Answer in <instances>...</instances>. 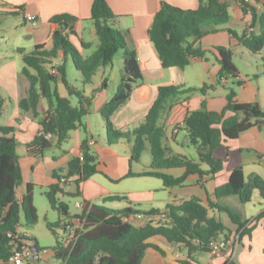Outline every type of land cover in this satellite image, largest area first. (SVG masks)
<instances>
[{
	"label": "trees",
	"instance_id": "obj_1",
	"mask_svg": "<svg viewBox=\"0 0 264 264\" xmlns=\"http://www.w3.org/2000/svg\"><path fill=\"white\" fill-rule=\"evenodd\" d=\"M238 1V0H237ZM239 6L245 16L252 12V27L259 25L260 33L244 32L238 34L230 28L226 30L252 54L258 55L264 49V11L258 13L254 7L244 2ZM229 3L222 0H199L195 10H183L166 2L161 3L160 11L155 15L149 37L164 69L178 68L185 70L192 59H205L207 52L201 46L203 37L211 32L225 28L230 20ZM20 11V9H19ZM19 14L16 12L14 15ZM116 17L111 11L107 0H94L91 17L99 44L96 51L84 57L71 42L77 37L81 49L90 50L91 45L79 38L76 24L79 19L62 14L51 19L55 27L52 36V48L47 50L39 45L27 53L24 49L18 52L24 57L22 75L30 83L27 97L19 103L24 112H33L37 116L38 108L46 100L49 109L47 116L40 122V132L35 140L26 145L27 154L32 157H42L51 150L50 137H56V147L61 148L72 136V133L85 127V119L89 115L92 98L83 90L69 82L68 61L82 75V84L93 83L95 75L111 65L119 54L125 55L120 83L114 97L106 103L100 113L105 120L108 142L113 145L126 138L132 144L130 164L138 163L143 153L149 147L152 158L151 167L142 172L129 171L127 177H150L164 183L166 189L183 187L187 178L197 175L199 183L206 177L214 178L223 170V161L217 158L215 152L224 143L237 140L243 133L253 128L264 129V111L256 103H239L237 92L230 89L227 95V105L221 112L207 109V98L216 90L214 85L201 88H186L185 86H162L157 99L144 119V122L132 131L124 132L115 128L113 116L129 101L134 87L142 82L138 58L134 51L129 50L125 36L114 27ZM208 26L212 30L205 31ZM218 62L221 70L217 86L224 84V79H239L240 72L233 62V51L225 47H217ZM63 56L62 64L54 66V61ZM242 81L237 83L238 86ZM60 86L67 95L62 96ZM106 81L103 83V88ZM204 99L200 110L190 112L185 119V130L189 137L188 146H193L197 157L173 154L165 146V128L159 124L163 112L171 111L181 102H187L195 95ZM77 99V105L73 99ZM184 98V99H183ZM5 100L0 94V118L3 115ZM15 128L0 127V260H8L16 246V241L9 238L21 228V215L25 217L28 227L36 226L39 220L38 210L34 204V185L27 184L22 197L18 191L24 184L23 172L18 154V142L13 134ZM41 133V134H40ZM81 149L82 157L74 158L68 167L67 180L73 179L79 188L81 183L99 173V157L90 151L88 140ZM209 167L208 170L202 168ZM184 169L181 177H174L167 170ZM58 184L52 185L46 192V197L52 209L68 217L69 206L62 202L59 195L62 177L55 173ZM67 183V182H66ZM257 191L264 201V178L251 174L247 178L243 168L233 170L228 182L216 189V199L231 196L239 197L241 203H251ZM79 196V192L74 197ZM127 202L125 195H110L103 203ZM210 209L227 212L233 223L238 226L240 239L251 236L254 227L249 228V221H242L239 212L222 207L219 203L209 200L205 206L198 198H191L180 203L174 198L165 209L140 211L132 207L114 210L104 205L83 202L81 212L72 221L49 224L53 230L62 225L66 232L73 230V238L69 244L58 241L53 249L56 259L65 264H142L146 251L150 248L162 253V250L149 243L155 237L164 238L172 246L184 247L191 259L196 253H211L210 243L225 239L230 241L233 232L220 219L210 216ZM136 212L147 215L166 214L165 223L155 225L152 222L133 224L123 222V217ZM264 220V212L255 221Z\"/></svg>",
	"mask_w": 264,
	"mask_h": 264
},
{
	"label": "crops",
	"instance_id": "obj_2",
	"mask_svg": "<svg viewBox=\"0 0 264 264\" xmlns=\"http://www.w3.org/2000/svg\"><path fill=\"white\" fill-rule=\"evenodd\" d=\"M222 1L229 3V11L231 8L242 10L237 0ZM93 2L94 0H0V19L17 18L12 30L0 29V94L5 100L0 127L15 128L13 136L19 144L18 154L24 178V184L18 191L19 198L25 192L27 184H32L34 185V204L36 206L35 190L37 188L48 189L50 186L58 184V180L54 176L55 173L62 178L66 177L69 163L74 158L82 157L81 145L85 140H88L90 151L99 157V173L81 183L79 188L73 179L68 180L67 183L61 185L64 191L61 195L74 196L79 192L77 207L80 210L83 202L96 204L97 201L103 202V199L110 195H125L130 200V203L114 202L127 205L114 210H123L127 207L140 211L163 210L172 202L168 198H163L161 201L165 207L162 209L155 207L157 192L170 190L164 187L163 181L158 179L161 181V184H158L146 180L156 178L127 177L130 170L139 174L151 167L152 158L149 147L146 148L140 162L131 165L132 144L126 138L120 139L113 145L109 144L107 126L100 113L103 106L114 97L117 91L126 59L123 54L117 55L111 65L101 69L95 75L92 84L83 85L82 80L80 81L81 87L72 84L83 90L86 96L92 98L89 115L84 121L85 127L74 131L71 139L61 148L56 147L57 138L50 137L49 139L52 140L50 155L45 153L42 157H32L27 154L26 145L33 142L39 135L40 122L46 118L49 105L46 100H43L38 108L37 116L33 112L21 110L19 103L27 97L30 83L21 73L25 63L23 55L18 50L24 49L30 53L39 45L50 50L55 30L51 19L62 14H69L79 19L75 30L79 38L84 41L82 30L91 17ZM107 2L116 17L114 27L123 33L129 50L134 51L137 55L143 78L142 82L134 87L129 101L112 118L115 128L124 132L132 131L144 122L157 99L159 88L162 86L182 85L186 88H201L205 85H214L218 87L217 80L221 65L217 59L216 48L233 49L243 46L226 28H230L238 34L260 33L259 25L251 26L253 16L250 11L239 23L241 31L229 27L230 20L225 28L208 33V36L201 40V46L207 52L205 59H192L190 66L185 70L164 69L149 37V29L155 15L161 9V3L166 2L183 10H195L199 7V0H107ZM251 6L261 13L264 11V0H254ZM16 12L19 14L14 15ZM28 16L34 17L35 20L27 21ZM19 17L22 21L18 20ZM77 27L81 31H77ZM207 30H212V28ZM93 33L95 34V30ZM74 39L79 42L77 37H72L71 40ZM82 51L84 50L81 49ZM62 62L61 54L59 59L54 61V66L60 65ZM70 62L68 61V67ZM118 66L120 72H117ZM262 66L256 67L257 75L254 79L244 77L240 71L239 79H226L223 84L224 88H217L216 96L207 98V109L221 112L226 107L227 90L232 82V89L237 92L236 99L239 103H256L264 111V66ZM114 72L116 73L114 74L115 87L113 88L110 77ZM117 75L120 76L119 79H117ZM105 81L106 86L103 88ZM239 81L243 82L241 86L237 85ZM60 93L62 96L67 95L66 90L61 86ZM203 99L201 95L197 94L187 102L176 105L171 111L163 112L159 124L165 128L164 143L171 153L193 157L189 153L190 147L184 145V138L188 136L184 122L190 112L201 109ZM95 115L99 117L98 123L102 136L96 135L97 131L93 124ZM54 148H56V152L53 150ZM194 151L196 152V150ZM215 155L223 161V170L214 178L206 176L199 184L205 189L209 185L211 186L208 192L211 201L217 202L231 211L230 208L233 206V210L241 214L243 222L249 221L247 219L248 209L241 203L239 197L231 196L217 200L215 192L218 187L228 182L231 173L238 167L243 168L246 178L251 174H258L264 178V129L263 131L259 128L250 129L237 140L224 143L217 149ZM205 166L203 165L202 168L208 170L209 167L205 168ZM184 172V169L166 171L174 177H181ZM66 185H71L70 189H65ZM259 206L255 217L249 221V228L254 227L252 234L240 239V248L236 253H233L230 248L221 258H215L211 253H207L210 255L211 261L203 263L195 258L191 259L184 247L172 246L164 238L155 237L149 240V243L158 246L162 253L152 248L148 249L142 264H264V220L255 221V218L264 212V202ZM213 211L219 210L214 209ZM229 218V223L224 224L232 230L233 235L230 239L232 240L235 237H240V234L237 233L238 226L233 223L230 216ZM73 222L76 226L78 225L77 219H74ZM72 233L73 230L67 232L68 236H71ZM35 242L38 244L37 240ZM38 246L40 247L39 244ZM254 251L259 253V259L254 260L257 261L256 263H253L252 259ZM46 257L43 261H46Z\"/></svg>",
	"mask_w": 264,
	"mask_h": 264
},
{
	"label": "rangeland",
	"instance_id": "obj_3",
	"mask_svg": "<svg viewBox=\"0 0 264 264\" xmlns=\"http://www.w3.org/2000/svg\"><path fill=\"white\" fill-rule=\"evenodd\" d=\"M253 7V6H252ZM1 15V14H0ZM230 15H231V22L228 25L229 27H232L238 31H241V27L239 26V23L244 19V13L240 9H230ZM17 18L12 17L8 19H0V29L1 28H7L8 30H12L15 26ZM18 20H21L20 17ZM22 21V20H21ZM210 28L206 26L204 28L205 31ZM81 31L79 27H77V31ZM249 30V28H248ZM94 27L92 25V22H87L83 26V35H84V41L87 43L91 44V49L90 50H84L82 51V54L84 57H88L92 55L99 44L97 36L93 33ZM208 36L206 34L204 37ZM203 37V38H204ZM73 45L81 51V47L79 45V42L77 39L71 40ZM232 49V48H231ZM233 62L236 65L237 69L242 73L244 77H248L249 79H254L256 73V67L257 66H264V49L263 51L258 54L254 55L250 53L245 47L239 46L237 48H233ZM262 66V67H263ZM68 76H69V82L77 87H81L80 81L82 80V75L75 70L73 67L72 63H69L68 67ZM117 72H120V68L118 66ZM116 72L112 73L111 75V80H112V87H115V74ZM119 75H117V79H119ZM233 84L232 82L229 85V89L227 90V95L229 94L230 89H232ZM217 88H224L223 85H219L216 87V90L212 92V96H216L215 92H217ZM64 89V88H63ZM73 104L76 106L77 105V99H73ZM99 117L95 115V120H93V124L95 125L96 129V135L97 136H102L101 130L99 129V123H98ZM50 143H52V140L49 139ZM189 153L193 157H197L196 152L194 151L195 148L193 146H189ZM56 152V148L53 149ZM47 154H51L49 151ZM57 154V153H56ZM205 166V165H204ZM207 166H205L206 168ZM148 182H154L161 184V181L158 179H146ZM200 178L197 175H192L189 176L185 182L184 187H176L167 191H159L156 194V203L155 207H158L162 209L165 207V204L163 203V198H168L170 201H172L174 198L177 199L178 203L188 200L191 198H198L201 199L202 203L205 206H208L209 203V196L208 192L210 190V185L208 188H204L199 184ZM65 189H70L71 185H66L64 186ZM208 190V191H207ZM48 189H42V188H37L35 190V200H36V206L38 208V216L39 220L36 226L33 227H28L25 222V217L22 214L21 215V231L29 233L35 240H37L38 244L40 245L41 248L48 250L50 253L47 255L46 261H42L41 264H65L63 261L58 260L55 258L53 254V249L57 247L58 241L62 243H66V240L68 239V234L67 232L63 229L62 225L60 226H55L53 230L49 227V224H57L58 222L62 221V223L65 222H70L74 220V217L77 214H80L81 210L77 207V197L74 196H67V195H59V198L61 199L62 202L66 203L69 206V212H68V217L63 216L59 211L54 210L51 208L50 203L46 197V192ZM264 202L262 198L260 197L259 193L255 191V196L253 197V200L251 203L244 204L246 208L248 209V215L247 219L251 221L257 211L259 210V204ZM96 204L98 205H104L108 208L112 209H119L127 206L125 203H114V204H104L101 201H97ZM232 211L233 206H231ZM236 211V210H235ZM210 216L211 217H217L218 219L222 220L223 223H229L230 218L229 215L226 212H219V211H213L210 209ZM193 258L196 260H199L203 263H209L211 261L210 255L207 253H196L194 254ZM253 263H256L257 261H254L255 259H259V253L257 251H254L253 253Z\"/></svg>",
	"mask_w": 264,
	"mask_h": 264
},
{
	"label": "built area",
	"instance_id": "obj_4",
	"mask_svg": "<svg viewBox=\"0 0 264 264\" xmlns=\"http://www.w3.org/2000/svg\"><path fill=\"white\" fill-rule=\"evenodd\" d=\"M240 3L244 2L251 5L254 0H238ZM34 17L28 16L27 21L33 22ZM225 81V79H224ZM41 134V133H40ZM68 180L64 177L61 179V183H66ZM123 222L133 223L136 225L143 224L145 222H152L155 225L165 223L167 220L166 214L147 215L143 212H136L132 215L123 217ZM9 238L16 241V246L12 252L10 258L6 261L0 260V264H40L44 258L50 253L48 250L38 246L34 238L27 232L20 229L15 233H10ZM73 238V235L69 236L66 240V244H69ZM240 237L227 241L220 239L219 241H213L210 243L211 254L215 258H221L225 251L229 248L233 253H236L240 248Z\"/></svg>",
	"mask_w": 264,
	"mask_h": 264
},
{
	"label": "water",
	"instance_id": "obj_5",
	"mask_svg": "<svg viewBox=\"0 0 264 264\" xmlns=\"http://www.w3.org/2000/svg\"><path fill=\"white\" fill-rule=\"evenodd\" d=\"M188 143H189V137L186 136V137L184 138V145H188Z\"/></svg>",
	"mask_w": 264,
	"mask_h": 264
}]
</instances>
